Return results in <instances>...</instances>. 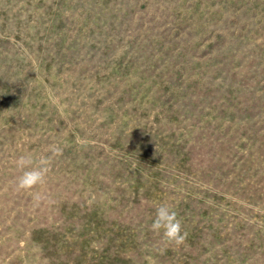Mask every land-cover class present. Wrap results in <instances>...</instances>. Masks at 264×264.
I'll list each match as a JSON object with an SVG mask.
<instances>
[{
	"label": "rangeland",
	"instance_id": "1",
	"mask_svg": "<svg viewBox=\"0 0 264 264\" xmlns=\"http://www.w3.org/2000/svg\"><path fill=\"white\" fill-rule=\"evenodd\" d=\"M146 255L264 264V0H0V264Z\"/></svg>",
	"mask_w": 264,
	"mask_h": 264
},
{
	"label": "clouds",
	"instance_id": "2",
	"mask_svg": "<svg viewBox=\"0 0 264 264\" xmlns=\"http://www.w3.org/2000/svg\"><path fill=\"white\" fill-rule=\"evenodd\" d=\"M86 144L87 141H80ZM50 155L40 154L34 157L32 154L21 155L17 157L13 163L21 170V175L17 177V190L31 192L37 186L43 185L51 170V162L54 156L61 154V149L57 145H50L46 150ZM43 197L36 194L34 199L37 203ZM150 230L159 234L161 238L171 244L177 246L185 243L187 232L182 229V222L178 218V213L168 203H159L155 208V216L149 226ZM147 264H156V260L151 255H146Z\"/></svg>",
	"mask_w": 264,
	"mask_h": 264
}]
</instances>
